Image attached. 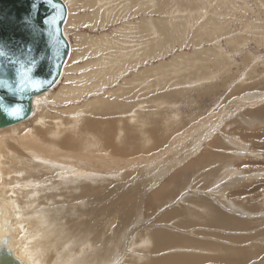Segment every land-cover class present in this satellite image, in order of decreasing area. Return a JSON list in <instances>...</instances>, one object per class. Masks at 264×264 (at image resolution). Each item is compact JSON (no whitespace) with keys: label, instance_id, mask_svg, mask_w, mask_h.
<instances>
[{"label":"rangeland","instance_id":"obj_1","mask_svg":"<svg viewBox=\"0 0 264 264\" xmlns=\"http://www.w3.org/2000/svg\"><path fill=\"white\" fill-rule=\"evenodd\" d=\"M63 1L74 59L0 130L21 246L41 237L47 264H264V0ZM51 139L77 147L37 156Z\"/></svg>","mask_w":264,"mask_h":264},{"label":"water","instance_id":"obj_2","mask_svg":"<svg viewBox=\"0 0 264 264\" xmlns=\"http://www.w3.org/2000/svg\"><path fill=\"white\" fill-rule=\"evenodd\" d=\"M67 17L63 0H0V129L29 119L34 99L60 80L71 52ZM15 258L0 254V264Z\"/></svg>","mask_w":264,"mask_h":264},{"label":"bare ground","instance_id":"obj_3","mask_svg":"<svg viewBox=\"0 0 264 264\" xmlns=\"http://www.w3.org/2000/svg\"><path fill=\"white\" fill-rule=\"evenodd\" d=\"M100 1H103V0H84V4H86V5H88V4H90L92 7H93V5L95 4V6L96 5H98V4H101L100 6H102V4H105V1L104 2H100ZM66 3V2H65ZM107 3V2H106ZM67 5V7H68V10H69V12H68V17H67V23L69 24V23H72L73 21L74 22H77L78 21V18L74 15H72L70 12V6L68 5V4H66ZM107 5V4H106ZM97 8L98 7H96V10H97ZM100 8V7H99ZM108 11V10H107ZM96 19V17L94 16V14H93V21ZM164 24H166V22L164 23ZM66 25V24H65ZM162 30H163V28H162ZM164 32H165V36H168L169 34H168V32L167 31H165V30H163ZM66 33V32H65ZM100 38V36H96V37H93V36H87V38H85V41L87 42V44H88V50H90V51H92L91 49H93L96 45H97V43L98 42H95V40L96 39H99ZM93 47V48H92ZM161 45H160V48H159V46L157 45V43H153L152 44V49L150 50V52H153V51H155V50H160L161 49ZM98 48V47H97ZM157 48H159V49H157ZM72 53V52H71ZM73 57V55L68 59L69 61H71L72 59H74V57ZM132 57V56H131ZM118 61V60H117ZM70 64L67 62V65H65V67H64V70H63V73L65 72H67V70H68V66H69ZM174 66V65H173ZM107 72L108 71H106V72H104V73H106L107 74ZM113 72V71H112ZM103 73V75H101V76H104L105 74ZM109 73V72H108ZM100 74V72H98V73H95L94 75H93V79H95L96 81H99L98 80V78H99V76H96V75H99ZM100 79V78H99ZM101 81V80H100ZM99 81V82H100ZM59 82V81H58ZM81 87V86H80ZM80 87H78L77 88V90H75V89H71V88H66V87H62L61 88V94H63V95H65V96H68V95H72V96H74L77 92H80V91H83L82 90V88H80ZM45 94V93H44ZM39 96H41V95H39ZM39 96H37V97H39ZM42 96H44L43 94H42ZM41 96V97H42ZM65 96H63L61 99H64V97ZM36 97V98H37ZM57 97V96H56ZM35 98V99H36ZM35 99H34V103H35ZM34 106H35V104H34ZM45 113V112H44ZM39 118H41V116L39 117ZM28 120V119H27ZM37 120V119H36ZM40 121V120H39ZM22 123V122H21ZM21 123H19V124H21ZM16 125H18V124H16ZM92 126H93V123L91 124ZM15 126V125H14ZM58 127V126H57ZM9 128V127H8ZM11 128H12V126H11ZM58 128H60V127H58ZM4 129H6V128H4ZM4 129H0V130H4ZM36 131V130H35ZM31 134V133H30ZM49 135V134H48ZM38 137V136H37ZM49 137H50V135H49ZM39 138V137H38ZM54 139L55 140H57L55 137H54ZM31 140V139H30ZM25 144H26V140H22ZM51 141L54 143V141L51 139ZM62 141V140H61ZM35 143V142H34ZM70 139H69V141L66 143H60V142H56V143H54V144H50V146L49 147H47V148H34L33 147V150L34 151H36L37 152V156H39V157H49V156H51V154L53 153V154H55V150L54 149H56L57 147H55V146H58V147H61V148H69L70 147V149L71 148H76L77 146H71L70 144ZM38 145V144H37ZM55 145V146H54ZM28 146H30V145H28ZM67 146V147H66ZM30 149H32L31 148V146H30ZM48 156H47V155ZM63 155V154H62ZM52 157V156H51ZM0 160H1V155H0ZM4 160V159H3ZM5 160H6V158H5ZM8 161V160H7ZM7 161H6V163H7ZM114 162V161H113ZM2 185V184H1ZM2 191V190H1ZM12 191H14V190H12ZM3 192V191H2ZM6 192V191H5ZM4 194V193H3ZM1 195H2V193L0 192V222H1V227H0V254H11L13 251H14V254H15V256H16V253L18 252L19 253V256L17 257V259L16 260H18L17 262H18V264H26V263H28V264H32L33 263V260H34V264H38L40 261H42V262H46V264L47 263H49V262H51L52 260H53V256H52V258L49 260V261H44V257L43 258H40V259H38V258H35V256L36 255H43V253L42 252H44V246H45V244H44V242H41V241H43V239H41V237L39 238H37L36 239V242H34V245H31L30 247H28L29 245H22L21 246V243H20V241H19V238H20V234H21V226H20V224L16 221V218L14 219V220H10V221H8L9 220V217H11V216H13L12 214H11V211L13 210V208H14V205H13V203H12V201H11V203L10 202H6L7 204H4L3 202H2V200H1ZM4 196V195H3ZM9 201V200H8ZM5 205H9L8 206V208H6V206ZM11 208H12V210H11ZM41 214V213H40ZM15 215V214H14ZM30 215H32V214H30ZM36 217V216H35ZM40 217V215L38 216V218ZM31 218H33V215H32V217ZM31 218H27L28 220H26L25 222H27V221H29V219H31ZM41 218V217H40ZM39 218V219H40ZM43 219V218H42ZM41 219V220H42ZM46 219V218H45ZM23 220V219H22ZM24 221V220H23ZM33 221H34V219H33ZM39 221V220H38ZM47 221V220H46ZM30 222V221H29ZM31 223V222H30ZM34 224L36 223V221L35 222H33ZM44 225H45V223H43ZM43 225V226H44ZM34 226H36V225H34ZM42 227V226H41ZM46 227V226H45ZM25 230V229H24ZM36 231V230H35ZM34 231V232H35ZM33 232V231H32ZM33 232V233H34ZM42 233V232H41ZM46 233V232H45ZM43 234H44V232H43ZM34 235H36V232H35V234ZM33 235V236H34ZM39 236H40V234H39ZM19 237V238H18ZM22 237V236H21ZM29 237V236H28ZM23 238H25V237H23ZM23 238H21V239H23ZM50 238V237H49ZM26 239H27V237H26ZM25 240V239H24ZM30 240V239H29ZM44 240H46V239H44ZM48 241H49V239H48ZM51 241V240H50ZM47 244V243H46ZM49 245H51V244H49ZM50 248V247H49ZM17 250V251H16ZM59 250V249H58ZM49 251V250H48ZM48 253V252H47ZM46 253V254H47ZM59 253V252H58ZM37 257V256H36ZM176 257H178V256H176ZM175 257V258H176ZM179 257H181V256H179ZM175 258H171V259H168V260H162L161 262H159L158 264H174L175 262H177V259H175ZM182 258V257H181ZM184 259V258H183ZM61 260V259H60ZM60 260H55V264H63L62 263V261H60ZM184 260H186V259H184ZM152 264H155V263H152Z\"/></svg>","mask_w":264,"mask_h":264},{"label":"snow or ice","instance_id":"obj_4","mask_svg":"<svg viewBox=\"0 0 264 264\" xmlns=\"http://www.w3.org/2000/svg\"><path fill=\"white\" fill-rule=\"evenodd\" d=\"M19 111V109H14L13 114H16Z\"/></svg>","mask_w":264,"mask_h":264}]
</instances>
